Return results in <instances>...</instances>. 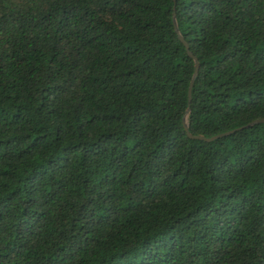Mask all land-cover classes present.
Segmentation results:
<instances>
[{
  "label": "trees",
  "instance_id": "1",
  "mask_svg": "<svg viewBox=\"0 0 264 264\" xmlns=\"http://www.w3.org/2000/svg\"><path fill=\"white\" fill-rule=\"evenodd\" d=\"M188 106L264 119V0H0V264H264V123Z\"/></svg>",
  "mask_w": 264,
  "mask_h": 264
},
{
  "label": "water",
  "instance_id": "2",
  "mask_svg": "<svg viewBox=\"0 0 264 264\" xmlns=\"http://www.w3.org/2000/svg\"><path fill=\"white\" fill-rule=\"evenodd\" d=\"M176 0H173V2L175 3ZM172 23H173V28H174V31L179 39V41L184 45L186 51H187V54L188 56L193 60L194 62V72H193V76L191 78V81L189 83V87H188V92H187V95H188V104H190L191 102V91H192V87H193V83H194V80L198 74V70H199V65H198V61L197 59L192 56V54L189 52V49H188V46L186 44V42L183 40L179 30H178V27H177V23H176V18H175V13H173V16H172ZM190 113V108L189 106L187 107V109L185 110V113L183 115V118H182V126H183V129L185 131V133L187 134V136L190 138V139H195V140H200V141H204V142H212L216 139H220V138H223V137H226V136H229L237 131H240L242 129H246V128H249L253 125H256V124H261V123H264V119H258V120H254L250 123H248L247 125L245 126H242V127H239V128H236L234 130H231V131H228V132H225V133H221V134H218V135H215L213 137H210V138H205L203 136H192L189 132H188V115Z\"/></svg>",
  "mask_w": 264,
  "mask_h": 264
}]
</instances>
